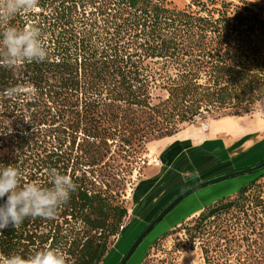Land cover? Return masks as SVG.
Instances as JSON below:
<instances>
[{"label":"trees","instance_id":"16d2710c","mask_svg":"<svg viewBox=\"0 0 264 264\" xmlns=\"http://www.w3.org/2000/svg\"><path fill=\"white\" fill-rule=\"evenodd\" d=\"M229 11L215 0L184 9L168 0H39L38 12L0 25L39 27L48 53L0 67V167L19 169L22 185L51 186L52 168L77 185L54 219L3 230L0 257L51 247L66 264H101L127 229L122 176L148 144L184 125L255 112L264 99V17ZM258 178L204 208L190 237L227 240L210 221L237 217L248 202L264 211V198L250 192Z\"/></svg>","mask_w":264,"mask_h":264},{"label":"rangeland","instance_id":"374dc122","mask_svg":"<svg viewBox=\"0 0 264 264\" xmlns=\"http://www.w3.org/2000/svg\"><path fill=\"white\" fill-rule=\"evenodd\" d=\"M168 1L178 9L190 4V0ZM215 1L218 7L222 3L229 4L230 17L242 7L264 17V0ZM241 119L250 124L264 119V101L257 105L253 114L184 125L175 136L146 146L131 167V173L123 174V184L117 190L128 211L124 220L127 229L101 264H120L136 238L178 194L205 180L249 168L264 160V131L252 133L241 129ZM214 127L219 131L211 135ZM258 128L264 129V125ZM213 137L218 141L215 144L208 139ZM229 139L236 142L225 147L224 142ZM241 145H244L240 149L243 152L236 150ZM262 174L264 170L230 178L186 197L149 233L127 264H264V251L254 248L256 243L264 244L259 233L264 230V211L255 209L251 201L249 208L237 217H233L235 214L231 211L221 216L222 219L210 221L227 231V240H218L215 236L190 237L204 208L215 205L224 196H229L228 200L235 199L239 187ZM250 192L264 198V175L257 179Z\"/></svg>","mask_w":264,"mask_h":264},{"label":"clouds","instance_id":"9594fccd","mask_svg":"<svg viewBox=\"0 0 264 264\" xmlns=\"http://www.w3.org/2000/svg\"><path fill=\"white\" fill-rule=\"evenodd\" d=\"M39 11V0H0V25H9L17 14ZM0 67L12 68L23 62H43L47 50L41 42L39 27L22 29L6 26L0 32ZM10 92L12 90H9ZM51 186L37 182L21 184V172L12 165L0 167V234L18 228L26 218L54 219L58 209L66 204L77 185L68 174L57 169L46 170ZM6 197V199H4ZM0 264H66L65 253L58 248L44 247L24 257L19 254L0 257Z\"/></svg>","mask_w":264,"mask_h":264},{"label":"water","instance_id":"95a60500","mask_svg":"<svg viewBox=\"0 0 264 264\" xmlns=\"http://www.w3.org/2000/svg\"><path fill=\"white\" fill-rule=\"evenodd\" d=\"M264 170V160L259 162L258 164L251 166L249 168L240 169V170H234L225 174H222L220 176H217L215 178H211L209 180H205L203 182H200L194 186H191L190 188L186 189L184 192L177 195L172 201H170L160 212L159 214L146 226V228L143 230V232L136 238L128 252L125 254L123 259L121 260L120 264H126L136 249L140 246V244L144 241V239L149 235V233L167 216L169 212H171L182 200H184L186 197L190 196L194 192L205 188L209 185L216 184L218 182L246 175L251 173H258L260 171Z\"/></svg>","mask_w":264,"mask_h":264},{"label":"crops","instance_id":"0c3cea01","mask_svg":"<svg viewBox=\"0 0 264 264\" xmlns=\"http://www.w3.org/2000/svg\"><path fill=\"white\" fill-rule=\"evenodd\" d=\"M262 101H264V99H262L259 103H261L262 104ZM242 121H241V124H240V127H243V128H241V129H246V130H250L252 133H255V132H259V131H264V129H261V128H258V129H256L259 125L260 126H262V125H264V119H260V120H258L255 124H250V123H248V121L247 120H245V119H241ZM245 121H247V122H245ZM214 129L215 130H213L214 132H212V133H210L211 135H214V134H216V132L217 131H219V129H218V127L216 128V127H214ZM221 132V131H220ZM250 132V133H251ZM209 139V141L212 143H214V142H218V141H215V137H213V138H208ZM236 141L235 140H226V142H224V146L225 147H228V146H232L233 145V143H235ZM215 144V143H214ZM248 145V144H247ZM246 145V146H247ZM243 147H244V145H241L239 148H237L236 150H239L240 152H243V150H240V149H243ZM239 153V152H238ZM202 208H200V209H198V211L199 210H201ZM198 211H195V212H198ZM194 213V212H193ZM193 213H191V214H193Z\"/></svg>","mask_w":264,"mask_h":264},{"label":"flooded vegetation","instance_id":"af4514ba","mask_svg":"<svg viewBox=\"0 0 264 264\" xmlns=\"http://www.w3.org/2000/svg\"><path fill=\"white\" fill-rule=\"evenodd\" d=\"M127 263H128V262H127ZM127 263H126V264H127Z\"/></svg>","mask_w":264,"mask_h":264}]
</instances>
